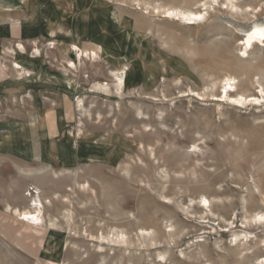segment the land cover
<instances>
[{
    "label": "rangeland",
    "instance_id": "374dc122",
    "mask_svg": "<svg viewBox=\"0 0 264 264\" xmlns=\"http://www.w3.org/2000/svg\"><path fill=\"white\" fill-rule=\"evenodd\" d=\"M202 1L0 0V264H250L264 253L230 244L234 232L264 237L241 227L263 208L264 97L214 99L226 74L237 92L264 90V42L243 55L239 32L255 20L249 6L263 3L264 21V0L236 11L211 1L199 24L153 8ZM72 44L97 59L78 62ZM111 71L124 72L121 94ZM36 193L38 226L16 211ZM116 230L127 244H102Z\"/></svg>",
    "mask_w": 264,
    "mask_h": 264
},
{
    "label": "bare ground",
    "instance_id": "6f19581e",
    "mask_svg": "<svg viewBox=\"0 0 264 264\" xmlns=\"http://www.w3.org/2000/svg\"><path fill=\"white\" fill-rule=\"evenodd\" d=\"M211 1H214V0H210V2L208 0H203L199 5L191 8V9H188V8L182 9V8H177V7H173V6H157V7L154 6L153 8L157 14H159L160 16H162L164 18L176 19V20H179V21L186 23V24H199V23L203 22V20L205 18L206 6L208 3H211ZM222 4L226 8L230 7L231 11H236L239 9V6L236 4V0H222ZM248 8L250 10V13H252V15H253L252 17H254L255 20L253 21L251 26L248 24H245V25H243L242 28H239V32L243 33V36L241 37L243 49H240V50L242 51L243 55H246V56L248 55V53H247L248 48H252L254 42H256V41L264 42V40H262L260 38L259 31H258L259 29L264 28V21L258 20L257 16H256V14L263 8V3H260L259 5L255 6V7L249 6ZM145 9H147V7ZM169 13H172V15H169ZM254 29L257 30V32L255 34H253ZM71 48H72V51L74 50V57L78 60V62H82L83 58H87V59L93 60V61H95L97 59L96 53L94 51H90V52L84 51L74 44L71 45ZM17 49H18L19 54L21 53L20 55H22V56L27 53L25 46L23 44H21L20 42H18V44H17ZM33 49H34V51L32 52L31 56L33 58H36V57L39 58L40 52H39V49L37 48V46ZM76 66H75V63L72 62L71 60L68 61V67L67 68L70 71L76 69ZM11 68L14 69L17 72V74L20 76H24V77L30 76V75H27L28 71L25 70V68H23V66L19 63V61L13 60ZM110 74H111V76L114 77V81H115L114 87H115L117 93L120 92V94H121L122 93L121 91L123 90V87L125 86L124 72L123 71H111ZM220 81L223 82V84H221L222 85L221 86L222 91H220V93H223V94L219 95V96H222L220 98H218L219 96L214 98L217 101L226 100V101H229V103L234 104L236 106L244 107L246 104H249V102H256V101L260 102V99L264 97V95H262V91H264V90L261 88L259 90V93H260L259 95L258 94L257 95H246L244 93L237 92L235 89L236 87L234 86V77H232L230 75L228 76L226 74V76L225 77L223 76V78ZM106 85H104L103 83H96L93 86L95 88L97 87L99 89H104V88H106ZM231 89L234 90L233 93L230 92ZM189 94H191V93H189ZM77 102H79V104L78 103L77 104L79 106H81L80 100H78ZM190 147L191 148L188 151L190 153V155L200 154L199 149H198V145L193 143ZM79 186L83 190L90 189V187H86L85 184L80 183ZM197 202H198V206L204 210H207L210 207L209 199L205 195H200L198 197ZM262 204H263L262 205L263 208L261 210L255 212V213H253L248 218H245V220L242 221L241 227L246 228V226L249 225V226H253L254 229H257L258 232H261L260 228L264 227V221H261L259 219V217L264 216V202ZM28 207H29L28 209H24V210L16 209V211L19 215L18 217H21V219L26 220L27 223H30L32 225H37V226L42 225V218L40 216L42 206H41V202L39 200L37 193H36V196L33 195L31 197L30 206H28ZM30 208H32L33 210H31ZM68 213H70V212L68 211ZM25 217H28V218L25 219ZM68 218H70L69 214H68ZM230 228H232V227L228 226L225 230H230ZM255 234H253L250 231H248V232L243 231L240 233L234 232L233 238H231V240H230V244L231 245H237L240 247L239 252H238L239 255H247L249 253H252L253 252L252 250H254L252 248L257 246V245L261 249L264 250V237L254 238ZM263 235H264V233H263ZM100 239L102 241V244L107 243L110 247H120V246H124L127 244V241L124 238V233L121 230H119V231L116 230L113 233L111 238L102 236ZM254 239H255V241L252 242V240H254ZM102 244H100V246H99L101 250H102V246H101ZM158 261L159 262L165 261V257L163 255L159 254ZM250 264H264V253L259 255V256L253 257Z\"/></svg>",
    "mask_w": 264,
    "mask_h": 264
},
{
    "label": "snow or ice",
    "instance_id": "6c2138e0",
    "mask_svg": "<svg viewBox=\"0 0 264 264\" xmlns=\"http://www.w3.org/2000/svg\"><path fill=\"white\" fill-rule=\"evenodd\" d=\"M169 15H172V13H169ZM259 31V35H260V38L262 39V40H264V28H261V29H259L258 30ZM257 32V30H253V34H255ZM262 95H264V91H262ZM256 103H259V101H256ZM28 217H25V219H27ZM259 219L261 220V221H264V216H262V217H259Z\"/></svg>",
    "mask_w": 264,
    "mask_h": 264
}]
</instances>
